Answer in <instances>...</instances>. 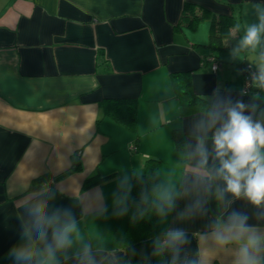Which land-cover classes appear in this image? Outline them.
I'll use <instances>...</instances> for the list:
<instances>
[{
    "label": "crops",
    "instance_id": "crops-1",
    "mask_svg": "<svg viewBox=\"0 0 264 264\" xmlns=\"http://www.w3.org/2000/svg\"><path fill=\"white\" fill-rule=\"evenodd\" d=\"M185 2L233 14L241 36L264 15V0H0V264H15L9 250L24 242L23 226L39 202L49 216L77 226L56 264H87L86 246L93 264H120L123 256L127 264H235L239 244L219 240L235 234L234 211L264 236V207L230 194L220 198L215 129L207 127L210 111L238 101L264 124V87L251 83L243 93V66L259 72L264 65L260 44L217 53L220 67L213 71L204 60L212 54L210 19L193 32L174 30ZM174 72H190L194 92L213 101L209 112L179 115ZM108 98L136 99L134 130L104 114L99 102ZM177 128L185 152L175 148ZM201 139L208 150L203 167ZM148 157L162 161L158 232L122 248L131 185ZM89 177L101 180L82 188ZM174 230L185 234L179 245L165 243ZM259 256L264 264V251Z\"/></svg>",
    "mask_w": 264,
    "mask_h": 264
},
{
    "label": "clouds",
    "instance_id": "clouds-1",
    "mask_svg": "<svg viewBox=\"0 0 264 264\" xmlns=\"http://www.w3.org/2000/svg\"><path fill=\"white\" fill-rule=\"evenodd\" d=\"M262 33L264 15L261 16L259 25L247 28L240 41V47L255 49L261 42ZM260 59L264 61V54H261ZM256 79L259 86L264 87V65L261 66ZM245 108L246 105L239 101L223 112L214 108L208 114L207 127L209 130L215 129L212 134L213 151L219 161L215 178L224 183V187L219 189L220 198H223L224 194H230L237 199L244 198L259 208L264 207V124L253 121L250 115L245 114ZM197 152L203 167L208 162V150L203 139L197 145ZM46 207L45 202H39L30 210L33 220L30 225L23 226L21 239L24 242L13 246L8 253L15 264H56V253L66 252L72 246V235L77 229L75 221L69 218L61 222L58 214L49 216ZM229 220V231L234 230L235 234L221 236L219 240L222 244L233 240L239 244L235 264H262L259 253L264 251V236L249 229L248 217L244 214L234 211ZM49 228L52 230L50 241ZM184 238L183 231H170L165 243L179 245L184 242ZM38 242L44 244L42 249L37 247ZM85 258L87 264H93L91 249L87 246Z\"/></svg>",
    "mask_w": 264,
    "mask_h": 264
},
{
    "label": "trees",
    "instance_id": "trees-1",
    "mask_svg": "<svg viewBox=\"0 0 264 264\" xmlns=\"http://www.w3.org/2000/svg\"><path fill=\"white\" fill-rule=\"evenodd\" d=\"M179 21L174 25L175 31H182L184 28L195 30L197 24L203 20L210 19V35L208 36V48L212 54L204 57L209 62L218 61L216 54L222 51H245L248 48H241L240 41L241 29L237 24L238 21L233 14H215L211 13L207 8L195 3L185 2ZM259 54H264V33L261 35ZM219 62V61H218ZM220 63V62H219ZM253 72L258 77L259 72L256 71L254 65L250 64ZM246 64L243 66V73L246 77ZM254 78L252 83L258 84V80ZM175 98L179 102V115L181 117L188 116L198 112H209L212 109L213 101L203 95L196 94L193 90L190 72H174L170 74ZM259 86V84H258ZM100 106L104 110V114L109 116L116 123L121 124L131 130L135 129L137 101L134 98H108L100 101ZM172 138L175 148L185 152V136L180 128L174 129ZM185 160V159H184ZM162 164L160 159L148 157L144 160L142 172L138 173L132 182V190L130 198V214L129 220L119 247L127 248L130 245L141 243L154 237L158 232V222L155 196L158 184L159 168ZM79 166L74 167L77 170ZM71 171H68V173ZM66 173V174H68ZM40 181L45 179L40 178ZM99 177L87 178L82 188L90 187L100 182ZM120 264H127L125 256L118 259Z\"/></svg>",
    "mask_w": 264,
    "mask_h": 264
},
{
    "label": "built area",
    "instance_id": "built-area-1",
    "mask_svg": "<svg viewBox=\"0 0 264 264\" xmlns=\"http://www.w3.org/2000/svg\"><path fill=\"white\" fill-rule=\"evenodd\" d=\"M220 67V63L218 61H214L212 62V70L213 71H216L218 68ZM248 70L246 71L247 72V75L245 77V86L243 88V93H247L250 88L252 87V81L254 80V78L256 77V73L253 72L254 70L250 69L251 68V65L250 64H246V67Z\"/></svg>",
    "mask_w": 264,
    "mask_h": 264
}]
</instances>
